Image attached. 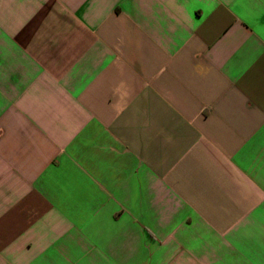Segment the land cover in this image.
<instances>
[{"label": "crops", "instance_id": "0c3cea01", "mask_svg": "<svg viewBox=\"0 0 264 264\" xmlns=\"http://www.w3.org/2000/svg\"><path fill=\"white\" fill-rule=\"evenodd\" d=\"M0 264H264V0H0Z\"/></svg>", "mask_w": 264, "mask_h": 264}]
</instances>
